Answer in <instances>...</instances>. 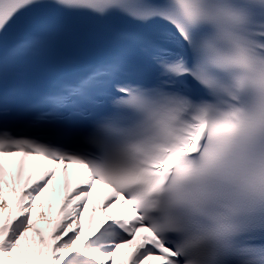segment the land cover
<instances>
[{"label": "snow or ice", "instance_id": "snow-or-ice-1", "mask_svg": "<svg viewBox=\"0 0 264 264\" xmlns=\"http://www.w3.org/2000/svg\"><path fill=\"white\" fill-rule=\"evenodd\" d=\"M32 10L117 19L143 63L109 59L17 108L9 76L48 43L7 39ZM61 165L56 209L38 198ZM124 247L121 264H264V0H0V264H117Z\"/></svg>", "mask_w": 264, "mask_h": 264}, {"label": "bare ground", "instance_id": "bare-ground-1", "mask_svg": "<svg viewBox=\"0 0 264 264\" xmlns=\"http://www.w3.org/2000/svg\"><path fill=\"white\" fill-rule=\"evenodd\" d=\"M11 159L15 160L17 159L16 157H12ZM62 165L57 169V174L56 176L53 178L52 181V185H50L49 189H46L45 193L43 194L42 197L38 198V202L40 199H45L47 200L48 198H52L54 201L53 207L58 209L60 206V199H59V186L61 185V183L63 182V177H62V173H61V169H62ZM81 166L76 165V164H69L68 168H69V173H68V178L71 182L72 185H75V183L77 182L78 179V171L79 168ZM36 171H39L38 169ZM52 188H56L57 191L56 192H52L51 189ZM111 191V189L109 188V186H107L106 184H103L101 182H97V184L95 185V187L92 190L91 196L89 198V203H88V207L84 210L83 215L81 217L82 223L84 224V230L85 232H87L89 230V218L92 217L91 220V224L92 227H95V224L98 220L99 217V210L97 211V213L93 214L91 211L92 208V204L93 202H95L97 204V206H99V204L103 201V199L105 198L106 195H108V193ZM6 198H10L8 196V193L6 191ZM110 211L113 210H117V205H112V207L109 209ZM45 211H48V208L46 206ZM41 227H44V222H41V224L39 225ZM130 252V249L127 247L121 248L117 251L116 254V262L117 264H121V261H126L128 259V253Z\"/></svg>", "mask_w": 264, "mask_h": 264}]
</instances>
